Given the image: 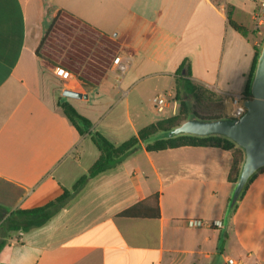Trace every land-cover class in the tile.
Instances as JSON below:
<instances>
[{
  "label": "crops",
  "instance_id": "1",
  "mask_svg": "<svg viewBox=\"0 0 264 264\" xmlns=\"http://www.w3.org/2000/svg\"><path fill=\"white\" fill-rule=\"evenodd\" d=\"M64 18L129 59L117 83L122 89L116 90L112 68L86 87H71L58 76L60 67L51 62L62 66L55 61L60 55L48 54L47 45ZM260 18L259 0H0V206L8 215L68 194L42 227L11 234L0 264H227L229 258L264 264V170L230 209L236 184L227 176L236 147L148 152L140 145L75 190L100 156L93 134L118 146L146 126L143 120L150 125L175 115L172 99L181 91L175 73L182 62L189 64L188 81L221 100L225 119L227 97L244 94L264 36L256 28ZM66 88L81 98L64 97ZM151 92L152 99L165 96L160 118L142 117L138 107ZM123 98L126 130L117 127L111 141L97 123L111 113L105 104L115 109ZM62 103L88 120L83 134ZM154 195L158 217H118ZM190 220L203 225L189 227ZM215 222L220 226H211Z\"/></svg>",
  "mask_w": 264,
  "mask_h": 264
},
{
  "label": "trees",
  "instance_id": "2",
  "mask_svg": "<svg viewBox=\"0 0 264 264\" xmlns=\"http://www.w3.org/2000/svg\"><path fill=\"white\" fill-rule=\"evenodd\" d=\"M230 26L236 32L245 35L244 29L242 27L235 25L231 21ZM258 51L259 50L255 48V55L244 90V95L247 98H250L249 86ZM175 74L178 75L176 83L178 87H180L181 91L186 95L192 96L194 99V110L192 113L189 114L187 111L188 107L184 100H180L179 111L176 115L141 128L138 130L136 136L131 137L118 146H114L98 133L93 134L92 141L99 150L100 156L89 168L87 175L79 180L75 190L83 186L88 179L94 178L97 175L119 165L129 154L139 148L140 145H143L145 150L148 152L164 151L182 147H213L223 150H232L234 147H236V150L231 154V164L227 180L233 184L237 183L241 172L240 166L243 164L245 156L244 151L237 147L231 140L219 135L205 137L192 135L167 136L170 131L188 119L212 121L223 118L221 114V100L215 95L210 94L209 92L187 80V77L190 76L188 62H182ZM177 97L178 94L176 93L175 98ZM59 107L62 109V112L66 118L74 126L78 134H83V132L90 127L88 120L78 115L69 104L62 103L59 105ZM254 176L255 175L250 178L248 184L252 181ZM242 194L240 198L242 197ZM67 197L68 194L64 193L61 197L45 206L29 210H16L8 215H6V212L0 206V251L4 246H6L7 238L10 236V234L27 233L46 224L64 206ZM154 210L156 212H154ZM118 217H158L157 195L151 196L150 198L124 210L118 214Z\"/></svg>",
  "mask_w": 264,
  "mask_h": 264
},
{
  "label": "rangeland",
  "instance_id": "3",
  "mask_svg": "<svg viewBox=\"0 0 264 264\" xmlns=\"http://www.w3.org/2000/svg\"><path fill=\"white\" fill-rule=\"evenodd\" d=\"M252 26L253 25L251 24L249 29H252ZM261 33L262 35H264V31H261ZM262 42H264V36L259 37L257 47L258 50L260 49ZM47 47L48 54H51L53 50L58 52L60 56L55 61L61 63L62 66H60L59 64H54L53 62H51V65H53L54 67H60V69L70 72L75 77L76 81L83 87H86L84 85L88 82H93L99 79L104 70H110L112 68L113 60L116 56L115 48L109 42L92 35L90 31H88L77 22L65 18L58 20V22L56 23L54 33H52V35L48 37ZM61 59L69 62L65 63L63 61V64L62 62H60ZM63 66H65L66 68ZM116 73L117 77L115 85L116 90L119 91L120 88L122 89V86H118L117 83L121 78L120 76H118V72ZM75 86L72 87L75 88ZM65 90L73 91L69 88H66ZM152 95L153 92L147 94V97L144 98L142 105H138V107L140 106L142 109V117H144V113L146 114L147 118L150 116L154 117L155 115L156 118H160L161 116L165 115V113H156V111H154L155 109H153V104L151 102V99L153 97ZM119 96V93L116 94L113 98V101L117 100ZM177 98L173 97L172 99V101H176L177 103L176 114L179 111L180 100H184L188 107L187 111L189 112V114H191L194 110L193 97L190 95H186L182 91H180ZM133 99L134 98L132 95L131 99H129L131 119L132 122L137 123L135 110L133 111ZM125 103L126 102L123 98L121 103L118 104L115 109L113 107V102H110V104H105L104 108L106 109V111L111 108V113L97 123L98 131L105 133L111 141H114L113 134L115 132L114 130H117V127H119L122 131L126 130V126L124 125L123 120ZM143 123L147 126L149 120H143ZM127 133L128 131L125 132V134ZM10 236L7 238V240L10 238Z\"/></svg>",
  "mask_w": 264,
  "mask_h": 264
},
{
  "label": "water",
  "instance_id": "4",
  "mask_svg": "<svg viewBox=\"0 0 264 264\" xmlns=\"http://www.w3.org/2000/svg\"><path fill=\"white\" fill-rule=\"evenodd\" d=\"M62 95L72 99L81 98V94L69 90H64ZM249 96L244 103L245 113L239 119L212 121L188 119L167 134L168 137L219 135L231 140L244 151V162L231 196L230 209L238 202L250 178L264 169V42L256 58Z\"/></svg>",
  "mask_w": 264,
  "mask_h": 264
},
{
  "label": "built area",
  "instance_id": "5",
  "mask_svg": "<svg viewBox=\"0 0 264 264\" xmlns=\"http://www.w3.org/2000/svg\"><path fill=\"white\" fill-rule=\"evenodd\" d=\"M259 17H261L257 23V30L264 31V0H259ZM129 67V59L122 56H116L112 63V69L114 72H118L120 78L125 74ZM56 72L58 76L64 81L68 82L70 86H75L78 84L75 77L68 71L57 68ZM72 89V88H70ZM249 99L244 94L230 95L227 97V104L224 107V117L227 120L239 119L245 113L244 103ZM152 104L157 112H162L163 108L167 104L165 96H155L152 99ZM177 103L172 101V113L176 114ZM189 227H201L203 224L198 220H190L187 222ZM211 226H220L219 222L213 223ZM227 264H239L237 261L229 258L227 259Z\"/></svg>",
  "mask_w": 264,
  "mask_h": 264
}]
</instances>
